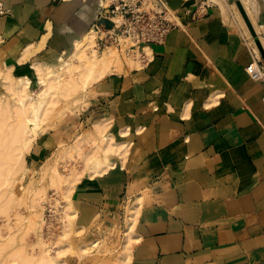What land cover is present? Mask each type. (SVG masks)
Instances as JSON below:
<instances>
[{
  "label": "crops",
  "instance_id": "0c3cea01",
  "mask_svg": "<svg viewBox=\"0 0 264 264\" xmlns=\"http://www.w3.org/2000/svg\"><path fill=\"white\" fill-rule=\"evenodd\" d=\"M235 1L213 0L153 45L147 65L123 61L91 85L98 140L124 146L108 168H83L70 201L97 223L136 201L127 264H264V86L245 71L254 46ZM0 7V70L30 82L72 54L97 17V0Z\"/></svg>",
  "mask_w": 264,
  "mask_h": 264
},
{
  "label": "rangeland",
  "instance_id": "374dc122",
  "mask_svg": "<svg viewBox=\"0 0 264 264\" xmlns=\"http://www.w3.org/2000/svg\"><path fill=\"white\" fill-rule=\"evenodd\" d=\"M243 2L250 10H258V0ZM165 3L168 6L166 0ZM232 8L237 12L235 2ZM95 37L96 33L93 46L97 50ZM90 47L83 56H75L74 44L72 54H67L55 67L45 66L46 73L38 75L25 87L30 95L28 101H33V104L29 101L30 108L25 105L28 110L45 93L42 99L47 100V106L43 101L46 109L42 106L36 124L28 121L30 112L19 109V97L12 92L17 79H6L0 70V264L128 262L130 231L134 230L136 222L134 216L131 226L130 217L132 209L138 206L136 201L128 200L120 205V218L118 213L114 218L107 213L98 223L97 218L90 219L85 214L84 218L82 214L78 217L77 208L70 201L73 184L83 176V168L90 166L89 170L97 173L92 170L93 165L109 166L108 163L112 164L110 156L116 153H107L105 139L100 142L94 132L97 116L91 85L98 78L97 73L103 76L120 67L123 61H132L128 57L121 58L113 47L101 52ZM68 62L71 65L66 67ZM85 68L87 73H84ZM84 78L88 82L86 87L82 86ZM6 80H11L12 84ZM60 86L69 87V92ZM51 99L53 101H49ZM101 158L105 159L101 161ZM51 211L53 216H50ZM89 219L91 224H84L85 228L81 223H88Z\"/></svg>",
  "mask_w": 264,
  "mask_h": 264
},
{
  "label": "built area",
  "instance_id": "2783aa9c",
  "mask_svg": "<svg viewBox=\"0 0 264 264\" xmlns=\"http://www.w3.org/2000/svg\"><path fill=\"white\" fill-rule=\"evenodd\" d=\"M104 6L97 11L96 48L103 51L113 47L121 58L128 57L140 65H147L152 59V46L162 44L167 34L182 25L183 21L204 15L212 6L208 0H200L193 11L186 10L188 17L180 14L181 10H172L165 0H105ZM5 13L0 7V14ZM174 16L179 20L176 21ZM102 18L112 22L108 29L99 23ZM254 55L245 71L252 80L264 86V62L259 52ZM264 102V95L262 97ZM53 211H51L50 216Z\"/></svg>",
  "mask_w": 264,
  "mask_h": 264
},
{
  "label": "bare ground",
  "instance_id": "6f19581e",
  "mask_svg": "<svg viewBox=\"0 0 264 264\" xmlns=\"http://www.w3.org/2000/svg\"><path fill=\"white\" fill-rule=\"evenodd\" d=\"M240 1V3H241V5L243 6V9L245 10V13L247 14V17L249 18V21L251 22V24H252V26H253V29H254V31H255V34H256V36H257V38L259 39V41H260V43L262 44V46H263V39H262V37H261V33H260V27L258 26V25H254V22H253V19H252V17H251V12H250V9L248 8V6H247V4L245 3V2H243V0L241 1V0H239ZM166 2H167V0H166ZM208 2H211V3H213V0H208ZM105 3H106V1L105 0H97V11H98V9L101 7V6H104L105 5ZM235 8H236V13H237V16H238V18H239V20L241 21V23L242 24H244L245 25V32L247 33L248 32V36H250L249 38H250V42H253L254 43V37H253V35L251 34V32L249 31V29H248V27L246 26V24H245V21H244V19H243V17H242V15H241V13H240V11H239V9H238V7L236 6V4H235ZM184 17V16H183ZM187 17V16H186ZM185 17V18H186ZM174 18H176L175 16H174ZM176 21H179L178 19H176ZM243 21V22H242ZM96 30H97V28H96V26H92V28H90V29H88L85 33H83L79 38H77L76 39V41H75V45H76V49H75V56H79V55H81V56H83L84 54L83 53H85L86 52V49L88 48V46H89V48H91L90 46H92L93 47V50H94V46H93V44H94V34L96 33ZM254 45H255V43H254ZM255 50H257L258 51V49H257V46L255 45ZM264 48V47H263ZM106 50V49H105ZM105 50H103V51H105ZM95 52L97 51V50H94ZM93 51V52H94ZM107 51V50H106ZM87 52H89V51H87ZM108 52H109V50H108ZM110 52H112V51H110ZM259 52V51H258ZM92 54H94V53H92ZM97 54H98V52H97ZM73 56V55H72ZM87 56V55H86ZM95 56H96V53H95ZM102 56V55H101ZM111 56V55H110ZM90 57H91V55H90ZM98 57V56H97ZM104 57V56H103ZM108 57V56H107ZM113 58V57H112ZM73 59V58H72ZM77 59V58H76ZM101 59V58H100ZM110 59V58H109ZM83 60V59H82ZM108 60V59H107ZM114 60H115V58H114ZM113 60V61H114ZM131 60V59H130ZM87 61V60H86ZM90 61H91V59H90ZM97 61V60H96ZM112 62V61H111ZM73 63V62H72ZM94 61H93V65H94ZM113 63V62H112ZM90 64V63H89ZM97 64H98V62H97ZM111 64V63H110ZM71 64L68 62L67 63V66L66 67H69ZM100 65V64H99ZM97 66V65H96ZM77 67V66H76ZM87 67V66H86ZM87 68H89V67H87ZM101 68H102V66H101ZM100 68V69H101ZM112 68V67H111ZM108 69H110V67L108 68ZM113 69V68H112ZM111 69V70H112ZM46 70L47 69H43V70H41L40 72H39V75H41V74H45L46 73ZM97 70H98V68H97ZM103 70H105V69H103ZM90 71H93L94 72V70L92 69H90ZM86 72V68L84 69V73ZM66 73V72H65ZM87 73V72H86ZM62 74V73H61ZM102 73H97V76L96 77H99L100 75H101ZM105 74V73H104ZM103 74V75H104ZM57 75H58V73H57ZM89 75H90V73H89ZM61 76V75H60ZM84 76V75H83ZM39 77V76H38ZM57 77V76H56ZM91 77V76H90ZM95 77V78H96ZM50 78V77H49ZM58 78H59V75H58ZM6 79H7V77H6ZM92 79V78H91ZM98 79V78H97ZM16 80V79H15ZM55 80H56V78H55ZM58 80V79H57ZM7 82H9V84L11 85L12 83H10V81L11 80H6ZM17 83L15 84V85H13L12 86V92L16 95V96H18L19 97V104H20V108L19 109H21V107H22V109H24V111L25 112H27L28 111V113L30 112V115H31V117H28V121L30 120L31 122L33 121L34 122V124H36L35 122L38 120V119H40V116H41V113H42V111H43V108H42V106H44V102L46 103V105L45 106H47V100H43L42 99V95H43V97H44V95H45V93L43 94L42 93V95H40L41 96V100L36 104V105H32V107H31V109L30 110H28L29 108H30V105H29V101L31 100H29L28 101V98H30L29 96V94L28 93H26V89H25V87H27L28 86V84L30 83V80L28 79V78H19V79H17ZM44 81V80H43ZM59 81H62L61 79L59 80ZM58 81V82H59ZM89 81V80H88ZM57 82V83H58ZM81 82V81H80ZM57 83H55V84H57ZM83 85V87H86L87 85H88V82H87V79H85L84 78V82L82 83ZM80 85V84H79ZM57 86V85H56ZM61 87H65V86H60V88ZM71 87V86H70ZM45 87H43V90L44 91H47V90H45L44 89ZM53 88V87H52ZM58 88V87H57ZM66 88V87H65ZM54 89V88H53ZM67 89H69V87H67L66 88V91H68ZM55 90V89H54ZM59 90V89H58ZM62 90V89H61ZM22 91H23V93H22ZM21 92V93H20ZM42 92V91H41ZM69 92V91H68ZM67 92V93H68ZM64 93V92H63ZM23 95V97H22V95ZM66 94V93H65ZM28 97V98H27ZM46 97V96H45ZM44 101V102H43ZM49 101H53V99H51V100H49ZM28 102V103H27ZM30 102H32V104H33V101H30ZM50 102H48V104H49ZM25 105H27L29 108H27V106H25ZM45 106H44V110L46 109L45 108ZM27 110V111H26ZM33 115V116H32ZM32 122V123H33ZM102 133V132H101ZM109 135V134H108ZM101 137V136H100ZM104 139H105V146H104V149L106 150V152L107 153H111V152H119V148H121V147H123L124 145L122 144V143H117V142H115V140L113 139V137H112V135H110V136H108V137H104ZM100 141H101V138L99 139ZM102 141H103V139H102ZM102 146V145H101ZM103 147V146H102ZM103 151H104V149L103 148H101ZM93 150V149H92ZM91 153H93L92 151H91ZM96 153V152H95ZM120 153V152H119ZM99 155V154H98ZM88 157V156H87ZM88 159V158H87ZM103 159H105V158H103ZM102 158H101V161L103 160ZM97 161H98V159H97ZM88 162V161H87ZM90 162V161H89ZM104 162H105V160H104ZM108 163V162H107ZM84 164H85V162H84ZM88 164V163H87ZM93 164V163H92ZM104 164V163H103ZM109 164V166L111 165L110 163H108ZM89 166V165H88ZM92 167V166H91ZM99 167H102V166H99L98 165V163H95V166L93 165V167H92V170H94V171H97V169H99ZM107 167V166H106ZM89 168H90V166H89ZM88 168V169H89ZM103 168V167H102ZM108 168V167H107ZM106 169V168H105ZM100 171V170H99ZM102 171H103V169H102ZM101 172V171H100ZM98 173V172H97ZM125 239H127V238H125ZM127 248V247H126ZM126 253V252H125Z\"/></svg>",
  "mask_w": 264,
  "mask_h": 264
},
{
  "label": "water",
  "instance_id": "95a60500",
  "mask_svg": "<svg viewBox=\"0 0 264 264\" xmlns=\"http://www.w3.org/2000/svg\"><path fill=\"white\" fill-rule=\"evenodd\" d=\"M193 2V0H188V1H183V0H167V4L168 6L172 9V10H176L179 9L181 7H188L191 3ZM236 6L238 7L246 26L248 27L249 31L251 32V34L254 37V43L257 46V49L264 61V49L262 47V44L260 43L259 39L257 38L255 31L253 29V26L251 24V22L249 21V18L247 17V14L245 13V10L243 9V6L241 5L239 0L235 1ZM99 23L101 25H103L104 28L108 29L112 26V22L106 18H102Z\"/></svg>",
  "mask_w": 264,
  "mask_h": 264
}]
</instances>
